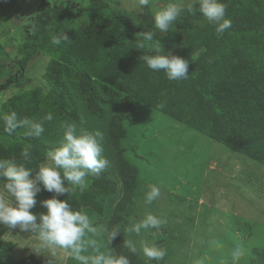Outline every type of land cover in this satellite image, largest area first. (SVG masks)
I'll return each instance as SVG.
<instances>
[{
  "label": "trees",
  "instance_id": "1",
  "mask_svg": "<svg viewBox=\"0 0 264 264\" xmlns=\"http://www.w3.org/2000/svg\"><path fill=\"white\" fill-rule=\"evenodd\" d=\"M221 2L227 5L225 18L232 22L222 35H217L215 27L199 13L185 14L174 22V30L160 34L154 26H133L105 2L82 13L62 7L44 9L22 53L23 63L37 53L52 58L45 74L49 93L44 95L37 89L16 94L2 105L0 116L15 111L19 118L43 120L45 131L36 138L18 128L9 136L0 121V137L6 140L0 143V159H21V152L28 148V166L37 167L47 151L58 146L61 122L82 124L84 106L89 114L103 120L123 96L120 111L111 116L108 125L113 169L89 175L84 192L58 197L67 199L77 210L90 208L102 214L107 198L121 185L123 195L115 205L109 230L127 224V212L138 188L139 172L123 149L125 122L138 105L158 111L264 166V0ZM77 20H83L85 26L72 27ZM146 31H155L154 39L160 40L165 54L189 61L187 80L169 81L162 71L153 72L140 60L144 52L138 49V35ZM60 33H66L69 39L53 44L52 37ZM49 113L53 119L44 120ZM40 193L47 199L52 195L44 190ZM124 240L121 230L111 243L114 252L126 255L131 264H147L138 253L125 248ZM15 248L13 242L1 238L0 232V264H42L33 255L14 258ZM246 264H264V247L255 249Z\"/></svg>",
  "mask_w": 264,
  "mask_h": 264
},
{
  "label": "rangeland",
  "instance_id": "2",
  "mask_svg": "<svg viewBox=\"0 0 264 264\" xmlns=\"http://www.w3.org/2000/svg\"><path fill=\"white\" fill-rule=\"evenodd\" d=\"M101 2L107 3L133 26L148 29L154 26L152 13L164 7L168 0H149L148 5L142 6L139 0H0V111L16 94L37 89L44 95L49 93L45 74L52 58L37 53L23 63L22 53L44 9L62 7L82 13L93 10L95 4ZM191 2L185 0V3ZM71 26L81 28L85 23L77 20ZM122 97L115 99L116 107L109 108L103 120L89 114L84 106L81 110L83 122L77 125L102 133L103 155L110 161L107 169H113L115 161L108 125L111 116L120 111ZM125 128L124 153L140 176L125 226L148 212L167 220L159 231H142L140 236L125 233V240H133L144 262L221 264L223 261L232 264L230 252L241 245L247 253L240 264H246L255 249L264 247V166L142 104L125 122ZM5 142L0 137V143ZM149 184L159 186L161 196L146 204L144 193ZM0 195L8 198L1 184ZM122 195L123 188L119 185L117 193L107 198L102 214L84 209L97 227L95 236L88 235L102 246L101 250L107 244L104 230L108 229ZM52 196L53 193L50 198ZM36 199L37 205L31 211L46 212L39 201L47 198L39 193ZM0 232L3 240L16 245L12 255L18 260L33 255L42 264H79L62 250L36 247L39 242L33 234L19 227L10 229L0 225ZM142 240L166 250L164 259L149 262L139 251Z\"/></svg>",
  "mask_w": 264,
  "mask_h": 264
},
{
  "label": "clouds",
  "instance_id": "3",
  "mask_svg": "<svg viewBox=\"0 0 264 264\" xmlns=\"http://www.w3.org/2000/svg\"><path fill=\"white\" fill-rule=\"evenodd\" d=\"M139 3L141 6L148 5L149 0H139ZM226 8L227 5L221 0H192L191 3L168 0L164 7L152 13L154 30L166 34L174 30V22L178 23L185 14L199 13L209 25L215 27L217 35H222L232 24L230 19L225 18ZM154 35L155 31L138 35V49L144 52L140 60L153 72L162 71L169 81L187 80L189 61L171 53L165 54L160 40H155ZM68 39L66 33H60L52 37V43L59 45ZM52 119L51 113L44 117L46 121ZM0 121L9 136L18 128L26 129L27 135L36 138L45 131L43 120L19 118L15 111L0 116ZM60 128L62 138L58 146L48 150L45 160L37 167L28 166L31 163L28 148L21 152V159H0V183L8 197L0 195V225L31 232L39 242L36 247L62 250L79 264H131L126 255L113 251L110 247L112 241L121 235V230L129 236H140L142 231L150 229L159 231L167 223L166 218L148 212L139 220L133 218V223L123 228L116 225L110 230L105 229L107 244L101 250L102 246L88 235L91 233L95 236L97 227L87 212L83 208L75 209L67 199L58 197L77 190L84 192L88 187L87 177L98 176L110 166V161L103 155L102 133L78 128L76 123L68 121L61 122ZM42 190L53 193V196L39 201L46 212L33 213L31 210L37 205L36 197ZM160 196V187L149 184L144 201L151 204ZM123 243L130 252L137 253L133 240L127 239ZM217 246H220L219 241ZM32 250L35 251L34 248ZM139 251L149 262L161 261L166 256V250L146 240L140 242ZM246 253L247 250L241 245L232 248V264H240ZM221 264L224 262L221 261Z\"/></svg>",
  "mask_w": 264,
  "mask_h": 264
}]
</instances>
